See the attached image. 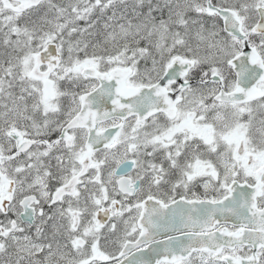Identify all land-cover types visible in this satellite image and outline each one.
I'll return each instance as SVG.
<instances>
[{
	"label": "snow or ice",
	"instance_id": "snow-or-ice-1",
	"mask_svg": "<svg viewBox=\"0 0 264 264\" xmlns=\"http://www.w3.org/2000/svg\"><path fill=\"white\" fill-rule=\"evenodd\" d=\"M0 264H264V0H0Z\"/></svg>",
	"mask_w": 264,
	"mask_h": 264
}]
</instances>
